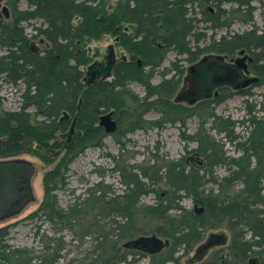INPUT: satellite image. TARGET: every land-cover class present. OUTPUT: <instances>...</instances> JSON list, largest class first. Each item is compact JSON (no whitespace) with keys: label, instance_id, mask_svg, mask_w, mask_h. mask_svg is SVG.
<instances>
[{"label":"trees","instance_id":"16d2710c","mask_svg":"<svg viewBox=\"0 0 264 264\" xmlns=\"http://www.w3.org/2000/svg\"><path fill=\"white\" fill-rule=\"evenodd\" d=\"M22 2L25 10L20 9ZM256 2L264 6V0H119L112 8L107 0H8L11 19H0V75L12 87L23 86V91L19 110L0 111V160L14 157L30 135L43 141L52 138L64 122H59L63 112L76 116L86 142L74 146L72 138L64 158L43 176V200L27 217L49 225L43 230L38 226L37 247L11 246L12 226H0V264H61L62 260L63 264H131L145 254L152 261L149 264H179L207 231L224 222L232 233L229 252L233 258L264 255V102L256 109L246 101L248 113L261 116L232 121L215 112L225 98L184 107L171 101L180 83L176 76L156 86L151 82L170 53L176 59L169 70L175 69L179 77L181 61L194 63L209 53L230 56L241 49L253 54L256 71L264 75V32L253 26L202 46L207 33L199 28V23L208 24L207 32L229 28L227 21L237 18L240 11L247 18L239 20L253 23ZM194 3L216 12L202 10L199 20L191 7ZM232 3L237 8H223ZM34 21L41 25L30 24L33 34L28 36L23 24ZM123 25L133 26V31L124 28L118 33ZM111 32L124 51L138 55L140 64L120 61L110 82L98 81L85 89L84 69L92 58L82 46ZM31 39H43L48 45L35 52ZM130 81L145 87V98L132 92ZM150 110L161 114L159 121L145 119ZM110 111L119 122L111 136L121 147L128 133L147 130V125L178 124L181 129L188 119L200 118L195 133L183 137L195 143L193 152L202 158L204 167L196 168L183 159L166 160L159 167L154 160L147 169L130 164L121 167L120 154L111 158L113 172L123 178L122 193L105 188L101 181L80 195L73 192L72 202L62 207L57 192L67 188L68 166L88 147L100 146L106 133L98 125L99 118ZM239 127L242 134L235 133ZM226 144L235 148L237 156L227 154ZM221 166L228 167V172L218 178L214 170ZM161 182L167 189L157 188ZM152 194L155 204H143V198ZM184 199L194 208H184ZM67 235L78 243L79 255L68 257ZM150 235L167 241L157 253L129 245Z\"/></svg>","mask_w":264,"mask_h":264},{"label":"rangeland","instance_id":"374dc122","mask_svg":"<svg viewBox=\"0 0 264 264\" xmlns=\"http://www.w3.org/2000/svg\"><path fill=\"white\" fill-rule=\"evenodd\" d=\"M118 1L119 0H107L109 8H112ZM5 2L7 7L4 4ZM4 6L7 8V12H9L11 18V7L8 5V0H4V2L0 5V13H3ZM191 7L195 16L199 20L201 19L202 10L208 11L210 8L213 9L210 6H205L203 4L199 7L198 3H194ZM252 7L254 8L253 23L250 24L244 23L238 19V17L244 18L242 20L247 18V16L240 13L241 11L237 13V18L232 17L229 21H227V23H229V28L221 27L207 32L204 28L207 27L208 24L199 23L200 30L203 28V30L207 33V41L201 45H209L212 39L219 40L222 36L233 35L234 33H243L253 29L254 27H256L258 31L264 32V6L256 2L253 3ZM26 8V3L22 2L20 4V9L25 10ZM223 8L227 10L235 9L237 8V3L226 4ZM245 10L246 9H242L243 12H245ZM215 12L216 10L213 9L212 13L215 14ZM9 21L10 19L6 22ZM30 24L40 26L41 22L34 21L23 24L25 32L28 36L33 34ZM124 28L129 29L131 32L133 31V26L123 25L118 29V33ZM116 36L117 35L114 32L100 34L98 39L87 41L86 45L82 46V48L87 50V52L88 49H95L94 59L100 60L102 58L101 49L114 45L116 54L119 55L122 51H124V49L120 45L116 44ZM40 40L41 39L34 40V46L39 52H42L46 49L48 44L45 40L43 43H40ZM98 45L101 46L98 48ZM125 52L128 62H140L138 55L127 52L126 50ZM238 52L239 51L230 56L209 53L200 56L199 59L192 64L185 62L183 64L181 63V66L185 69L184 76L171 101L175 104L181 103L184 106L192 108L200 102L214 100L215 92L222 94L228 92L230 89L226 87V84H222L221 86H223V88H221L218 86L219 84H214L212 80L224 74V71L232 70L233 65L231 64L230 59L236 57L241 58ZM175 59L176 56L174 53L168 54L163 67L154 74L152 79V84L154 86L158 85L160 82V74L164 73L168 76L172 74L171 71L168 72L167 70L171 66L170 63ZM190 67L195 70V74H191ZM129 88L140 98H145V92L139 85L132 83L129 85ZM22 91L23 86L17 88L12 87V85L8 82L3 81L2 75H0V111L4 110L12 112L19 110L21 104L20 94ZM191 93H194L195 96V102L193 104H191V98L188 97ZM247 100L250 104L256 106V109H258L259 105L264 102V89L256 88L255 95L250 96L249 99L241 94L232 96L229 99L225 98L224 101L216 107L215 112L217 115L224 118H230L232 121H240L246 118ZM70 115V119L65 120L61 124L52 138L43 141L30 135L27 137L21 149L14 154L15 156L9 159L25 160L32 163L36 168V172L31 182L35 200L29 203L18 215L0 222V226H12L10 230L9 244L15 248L37 247L38 244L35 239V233L38 226L41 225L43 230L45 228L48 229L49 225L42 224L40 220L28 219L27 217L40 207L43 200V176L46 172L53 169L55 165L62 160V158H64L66 153L65 148L71 145L70 143L72 138H74L72 141V145L74 146H80L86 142V137L78 128L77 123H75V130L71 140L67 142L66 134L69 132L73 119L76 118V116L72 114ZM258 115L261 116V114ZM115 118L118 120L116 116ZM145 119L148 122H157L160 120V117L157 113L151 112L146 115ZM200 121V118L197 117L188 119L185 127H182L181 129L178 124H165L162 127L154 128H149L150 125H147V130L141 129L130 134L128 133L123 141L124 147H121V145L116 143L115 139L111 136L112 134H106V137L102 140L100 146L88 147L80 155L73 159L68 166V172L66 175L67 188L57 192L60 205L62 207H67L72 202L73 192L75 195H80L86 189L101 181L105 188L111 187V189L117 191V193H122L124 190V186L121 184L123 178L118 173L113 172L114 163L111 158L113 156L118 157L121 154V167L126 164H130L147 169L152 167L154 160L159 162L157 163L159 167L162 162L166 160L177 161L181 159L191 165V160L195 157L200 158V156L193 152L196 148L195 143H188L183 136L184 134L192 135L195 133ZM241 132L242 129L240 127L235 129L236 134H242ZM216 138L219 139L220 136H216ZM224 150L232 157L236 155V151H234V147L232 145L229 146L226 144ZM227 172L228 167H217L214 170V176L221 178L225 176ZM125 180L127 181V178ZM157 188L167 189L164 182L159 183ZM156 199L155 195H148L143 198L142 203L145 205H153L157 201ZM181 205L186 209L194 208L193 203L189 199H184L181 202ZM153 236L161 239L163 246L167 242L165 239L156 235H150L149 237ZM215 236L223 239V245H214L212 247L210 245L207 246L209 240L211 238L213 239ZM231 239L232 233L229 230L227 222H224L218 228L207 231L204 238L192 248V252L188 256L181 258L179 264H222V261L224 260L232 264H249V260L252 258H256L258 260V264H261L264 261V255L256 254H251L242 260L233 258L229 252ZM65 243L67 244V250L71 252L68 257H72L74 255L76 256V254L79 255V245L72 239V236L67 235L65 237ZM151 262L152 261L149 259L147 254H145V256L136 257L131 264H149ZM60 263L63 264L64 261L62 260Z\"/></svg>","mask_w":264,"mask_h":264},{"label":"water","instance_id":"95a60500","mask_svg":"<svg viewBox=\"0 0 264 264\" xmlns=\"http://www.w3.org/2000/svg\"><path fill=\"white\" fill-rule=\"evenodd\" d=\"M2 1V0H0ZM5 12L7 8L5 7ZM126 31L128 29L126 28ZM115 42H118L116 39ZM43 43V40L40 41ZM35 43L30 42L32 50L38 52V49L35 48ZM101 45H98L99 48ZM90 50V57L94 59V49ZM105 53V52H104ZM243 53V50L240 54ZM122 59L126 60L125 52L121 53ZM106 61V65H104ZM117 63L115 57V48L114 45H110L107 48V54L104 55L103 60H95L89 64L84 69V88L87 89L101 78L105 79L111 75L112 69H114ZM192 97L194 93L190 94ZM82 100H79L77 110H79ZM194 102V100H192ZM113 111L107 112L100 116L99 126L104 129L106 134H113L117 131L118 125L113 118ZM70 115L67 112H63L62 117L59 119V122L69 120ZM76 118L73 119L69 132L66 134L67 142L71 140L72 135L75 130ZM61 137V136H60ZM196 168H203L204 162L202 159L195 157L192 160ZM36 172L35 166L25 160H0V222L5 221L9 218H12L18 215L29 203L35 200L33 188H32V178ZM202 210H197L200 212ZM167 244V243H166ZM129 245L142 249L149 254H154L159 252L163 248V243L161 239L153 236L150 238H139ZM258 261L255 258L250 259V264H257Z\"/></svg>","mask_w":264,"mask_h":264},{"label":"flooded vegetation","instance_id":"af4514ba","mask_svg":"<svg viewBox=\"0 0 264 264\" xmlns=\"http://www.w3.org/2000/svg\"><path fill=\"white\" fill-rule=\"evenodd\" d=\"M2 2H4V0H2V1H0V5L2 4ZM5 4V6L7 5L6 4V2L4 3ZM5 6L3 7V13H0V19L3 21V22H6V21H8L9 19H11L10 18V14H9V12H5ZM7 7V6H6ZM214 9V8H213ZM213 9H209V11L212 13L213 12ZM117 39V38H116ZM115 39V40H116ZM118 40V39H117ZM116 43H118V42H116ZM108 48V47H107ZM107 48H103V49H101V54H102V58L99 60V59H97V60H99V61H101V60H103V58H104V55H106L107 54ZM243 50V53L242 54H240V52ZM105 52V53H104ZM122 52H125V51H122ZM121 52V53H122ZM237 52V51H236ZM121 53L119 54V55H117L116 54V50H115V57H116V60H117V63L118 62H120V61H123V62H128V60H127V56H126V53H125V56H126V60H123L122 59V56H121ZM239 54H240V56H241V58H238V57H236V58H231L230 59V62H231V64L233 65L232 67V70H226V71H224V74H222V75H220V76H218V77H216L215 79H213L212 80V82H214V84H219L218 86L219 87H221V88H223V86H221L222 84L224 85V84H226V87L228 88V89H230V90H228V92H225V93H219V92H215V95H214V99H220V98H226V99H229L230 97H232V96H235V95H237V94H241V95H243V96H246L247 97V99H249V97L250 96H254L255 95V89L256 88H263L264 89V75H262V73L260 74V73H258L257 71H256V69H255V61H254V57H253V54L250 52V51H248V50H246V49H241V50H239V52H238ZM93 61H95V60H93ZM166 61V60H165ZM164 61V62H165ZM164 62H163V64H164ZM116 63V64H117ZM138 64H140V62H137ZM181 63L183 64L184 62L183 61H181V62H179L178 63V67H179V69L180 70H182V75L179 77V75H177V72H176V70L174 69V70H167L168 72H170L171 71V75L170 76H168L167 74H165V76L164 77H162L161 76V74H160V77H161V80H160V82L159 83H161L162 82V80L163 79H170V78H172V77H174V76H176V78L177 79H179V81H180V83H181V81H182V78H183V76H184V72H185V69H184V67L183 66H181ZM163 64H162V66L159 68V69H161L162 67H163ZM189 64H192V63H189ZM104 65H106V61H105V63H104ZM171 67V66H170ZM159 69H157V71H159ZM230 69V68H229ZM157 71L155 72V73H157ZM190 72H191V74L193 75V74H195V70H193V68L192 67H190ZM164 74V73H163ZM153 77H154V75H153ZM112 78H113V69H112V71H111V75L109 76V77H106L105 79H103V78H101L99 81H102V82H108V81H110V80H112ZM153 79V78H152ZM152 79H151V82H152ZM132 83H134V84H137V85H139L140 87H142L143 88V90H144V92H145V97H146V89H145V87L141 84V83H139V82H136V81H130L129 83H128V87H129V85L130 84H132ZM158 83V84H159ZM180 83H179V85H180ZM188 97H190L191 98V104H193L194 102H195V96H191V95H189ZM154 98H150L149 100H153ZM192 100H194V102H192ZM247 102H248V100H247ZM249 103V102H248ZM178 105H181V106H184L183 104H181V103H177ZM250 104V103H249ZM252 105V104H251ZM254 106V105H253ZM260 106V105H259ZM184 107H187V106H184ZM259 108V107H258ZM151 112H155V113H157L158 115H159V117H160V113L158 112V111H156V110H150V111H148L146 114H145V117H146V115L147 114H149V113H151ZM246 118L245 119H248V118H250L251 117V115H257L258 116V114H256V113H254L253 112V114L251 113V115L248 113V108L246 107ZM260 114V113H259ZM113 118L115 119V121H116V123H117V125H118V120H116V118H115V116L113 115ZM191 119V118H190ZM237 129V128H236ZM234 151H235V148H234ZM237 152H236V155L235 156H237ZM234 157V156H233ZM200 212H202V211H200ZM216 229V228H215ZM212 239V238H211ZM211 239L209 240V242H208V244H207V246H217V245H220V246H222L223 245V239H221L220 237H214L213 239H212V241H211ZM200 252H201V250H200ZM225 262V260L224 261H222V263H224ZM249 264H250V260H249Z\"/></svg>","mask_w":264,"mask_h":264}]
</instances>
